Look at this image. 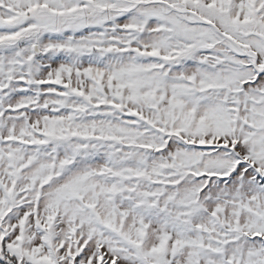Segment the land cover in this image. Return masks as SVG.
Returning a JSON list of instances; mask_svg holds the SVG:
<instances>
[{"label": "snow or ice", "instance_id": "obj_1", "mask_svg": "<svg viewBox=\"0 0 264 264\" xmlns=\"http://www.w3.org/2000/svg\"><path fill=\"white\" fill-rule=\"evenodd\" d=\"M0 264H264V0H0Z\"/></svg>", "mask_w": 264, "mask_h": 264}]
</instances>
